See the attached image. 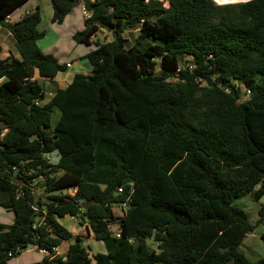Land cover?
<instances>
[{
	"label": "trees",
	"instance_id": "16d2710c",
	"mask_svg": "<svg viewBox=\"0 0 264 264\" xmlns=\"http://www.w3.org/2000/svg\"><path fill=\"white\" fill-rule=\"evenodd\" d=\"M26 1L0 0L19 56L0 59V207L13 213L0 223V264L30 246L46 254L28 264H264L239 250L255 224L233 205L264 195V0H50L52 23L81 2L89 12L75 42L100 29L112 38L83 56L89 75L49 98L43 81L67 66L37 44L39 7L3 22ZM63 188L75 192L50 194ZM114 205L126 207L119 237ZM65 215L105 252L90 253Z\"/></svg>",
	"mask_w": 264,
	"mask_h": 264
},
{
	"label": "rangeland",
	"instance_id": "374dc122",
	"mask_svg": "<svg viewBox=\"0 0 264 264\" xmlns=\"http://www.w3.org/2000/svg\"><path fill=\"white\" fill-rule=\"evenodd\" d=\"M245 1L246 0H242V1L235 0L233 2H226V3H217L216 2V3L217 4H227V3H238V2H245ZM45 2H47V4H49V6L51 5L50 0H45V1H43V0H32L28 6L32 7V4L36 3V6L39 7L40 15H41L40 21L42 20L41 24L39 25V29H41V31L44 32V35L46 37L45 40H48L47 41V46H48L52 42L56 41V37L51 38L52 35L49 31H47V27L45 26L46 22H47L46 8L44 6ZM78 6L79 5H76L75 7H78ZM35 7H33L32 9H34ZM85 18H86V15L78 16L74 20H77L79 22V26H73L72 24H68L67 29L69 31L72 29H74V31H79L78 28L83 29L85 26V23H84ZM62 22L59 24L54 23L53 27L61 25ZM65 30L66 29L61 27L58 32L65 35ZM95 36H96V40H98L99 42H102V40L108 41V39L110 40L112 38L111 34L109 32L106 35H103V32H101V31H98L97 34L95 33ZM124 36L128 39L127 45L129 46L132 44V42L134 40L135 32L132 30L131 31L127 30L124 32ZM67 37L66 36L64 37L61 44L60 43L59 44H53V47L50 48L51 50L48 53L56 52V54H58L60 52L61 55L58 57H60V58L62 57L61 58L62 62H64V61L70 62L72 60L73 63L71 65H73V67H74L77 62L78 63L80 62L79 59L83 58V56H79V55H81V53L85 49V47L91 46L92 49H95L96 44H95V42H91L89 44L78 43V42H75L72 39V37H68L69 39H67ZM78 46H80L79 49H77ZM8 47L14 48V46H10V44H8ZM91 48H89V49H91ZM40 50H41V48H40ZM70 55H72L71 56L72 58H69ZM73 70H74V68H72V69L67 68L65 72L70 73V71L72 72ZM43 84L45 87L46 94L50 93V91L53 89L52 87L55 86L54 82H50L48 80L43 81ZM241 100H245V97L242 96ZM55 119H56V114H52V122H54ZM2 127L3 126L0 124V131L4 132V129H2ZM48 157L51 159L54 157V155H49ZM36 192H38V194H45L42 189H36ZM68 192L69 191L67 190V188H63L59 191L50 192V194H58V193L68 194ZM263 203H264V195L257 201L252 199L250 195L238 197V198L234 199V201H233V205L235 207L242 209L246 213L248 221L251 224H255L254 230L252 232H249L244 237L242 244L239 246V250L244 253V255L247 257V259H249L251 261L257 260L258 258L264 256V241L260 238V233L264 230V222L257 223V221L259 219L258 209L261 206V204H263ZM113 207H115L114 208L115 209L114 210L115 216L119 218L122 215L121 213H122L123 207L121 205H117V206L114 205ZM125 208L126 207H124V209ZM11 218H12V211H7V210L3 209L2 207H0V223L9 224V223H11L10 222ZM58 222L61 225H63L64 227L68 228L69 231L72 229H78V230L82 229V227H81L82 224L79 223V218H77V217L71 218L70 215H65L64 217L58 218ZM87 231H88V229H87ZM77 235L82 238V236L80 234H77ZM83 241H86L87 244H85V246L88 248V250H90V253L96 252L97 250L94 251V249H97L98 247H100L101 250L105 251L104 242L101 240H96L94 242H90L89 240H86V238L84 237ZM148 244L150 246L155 245L152 241H148ZM63 246H65V244ZM32 247H34V246H30L25 251L22 252V255H24V256H22V258L31 257L37 253V251L34 249L35 247L34 248H32ZM38 256H39V261H40L41 256L39 254H38ZM16 257H13V259ZM10 264H14V262L10 261Z\"/></svg>",
	"mask_w": 264,
	"mask_h": 264
},
{
	"label": "crops",
	"instance_id": "0c3cea01",
	"mask_svg": "<svg viewBox=\"0 0 264 264\" xmlns=\"http://www.w3.org/2000/svg\"><path fill=\"white\" fill-rule=\"evenodd\" d=\"M31 1L32 0H27L22 5H20V7H17L16 9H14L10 14H8L6 16V18L3 20V22L11 24V23H14V22L18 21L25 13L31 11L32 8L36 6V3H33L32 7H29L28 5L31 3ZM43 1H45V0H43ZM78 5H79L78 7H74L65 16V18H64V20H63L61 25L53 27L54 23H52L51 20H50L51 19V15H52L51 5L49 6V4H47V2H45L44 6L46 8V17H47V22H46L45 26L47 27V31H49L51 33V35H52L51 38L56 37V41L52 42L50 45L47 46V41L48 40H45L46 37L44 35L45 38L43 37L42 39H39L37 41V44H38L39 48H41L42 52L48 53L51 50L50 48L53 47V44H59V43L61 44V42H62V40L64 39L65 36L66 37L67 36L68 37H72L73 33L76 32V31H74V29L69 31L67 28H68V24H72L73 26H79V22L77 20H74V19L77 18L78 16H81V15L83 16L84 13H83V3L81 2ZM41 21L38 24V29H39V25L41 24ZM61 27L66 29L65 30V35L58 32ZM78 29L82 30L81 28H78ZM39 30H41V29H39ZM98 31L103 32V35H106L108 33V31L104 30V29H100ZM98 31L96 32V34L98 33ZM68 37H67V39H69ZM97 41L98 40H96V36L95 35L91 37V42H97ZM108 41H109V39H108ZM102 42H105V40H102ZM0 43H1V46H2V52L0 53V59L5 58L9 54L14 56L15 58L19 57L15 47L14 48H9L8 47V44H10V46H14V39H13L11 33L8 31V29L2 25L1 21H0ZM79 48H80V46L77 47V49H79ZM89 48H91V46H86L85 49L82 51L81 55H79V56H84L86 53H88L89 51L93 50L92 48L91 49H89ZM51 54H53L58 59V61L60 63L68 64L69 61L62 62V60H61L62 57L61 58L58 57V56L61 55L60 52L58 54H56V52H51ZM71 56L72 55H70L69 58H72ZM79 60H80V62L79 63L77 62L74 67H73V65H71L73 63V61L71 60L69 62L70 67H67V68H71V69L74 68V70L72 72L70 71V73H68V72L59 73L53 79V82L55 83L56 87H59V88L64 87L70 81L71 76L74 73H82L84 75H89L90 74L91 67H90L88 61L86 59H83V58L79 59ZM51 96H52V91H50V93L46 94L47 98H49ZM49 155H53V154H49ZM56 159H57V155L54 153V157L51 158L50 161L54 162ZM71 218H72V216H71ZM12 220H13V213H12V218H11L10 222H12ZM81 227H82V229H79V230L78 229H72V230H70V232L73 234V236H76L77 234H80L82 236V238L80 236L79 237L81 238L82 243L84 245L87 244L86 241H83L84 237L86 238V240H89L90 242L96 241V239L92 236L90 231L89 230L87 231L86 223L81 225ZM73 241H74L73 239H69V240L63 241L56 248V250L54 251V255H64L66 250H67L68 245L71 244ZM64 244H65V246H63ZM32 248H34V247H32ZM34 249L41 256V259L46 254V252H44V251H42V250H40V249H38L36 247ZM95 250H97L96 252H101V253L105 252V251L101 250L100 247H98L97 249H94V251ZM37 253L34 254L31 257H26V258H22V256H24V255H22V253H20L16 258H14V259L12 258L10 261H13L14 264H28V263H32V262H38L39 261V256H38ZM10 261L8 262V264H10Z\"/></svg>",
	"mask_w": 264,
	"mask_h": 264
},
{
	"label": "built area",
	"instance_id": "2783aa9c",
	"mask_svg": "<svg viewBox=\"0 0 264 264\" xmlns=\"http://www.w3.org/2000/svg\"><path fill=\"white\" fill-rule=\"evenodd\" d=\"M147 1V0H146ZM157 1H159V2H161L162 3V5L164 6V7H168V2L166 1V0H157ZM246 1H248V0H246ZM88 11H86L85 9H84V6H83V13H84V15H86V17H88L89 16V12L87 13ZM188 60V59H187ZM66 66L67 67H70V64L68 63V64H66ZM187 67L188 69H192L195 65L189 60V61H186L185 63H180V68H184V67ZM250 95V90L249 89H245V93H244V97L245 98H247L248 96ZM69 192V194L70 195H73L74 194V192H75V190L74 189H70V190H68ZM119 191H121V189L119 188ZM123 208H122V215H123V212L125 211V209H124V205H121ZM121 215V216H122ZM109 228H110V230H111V233H112V235L113 236H115V237H119V234H120V225H119V218L117 217V219L115 220V222H113V223H111L110 225H109ZM57 248V247H56ZM56 248H54V251L56 250ZM41 250V249H40ZM42 251H44V250H42ZM45 252V251H44ZM54 256H57V255H54ZM63 259H65V258H63Z\"/></svg>",
	"mask_w": 264,
	"mask_h": 264
},
{
	"label": "water",
	"instance_id": "95a60500",
	"mask_svg": "<svg viewBox=\"0 0 264 264\" xmlns=\"http://www.w3.org/2000/svg\"><path fill=\"white\" fill-rule=\"evenodd\" d=\"M41 196H42L46 201H50V199H49L45 194H41ZM89 203H91V201H90V202H87V201L85 202V201H84V202L81 204V207H82V208H86V207L88 206Z\"/></svg>",
	"mask_w": 264,
	"mask_h": 264
},
{
	"label": "bare ground",
	"instance_id": "6f19581e",
	"mask_svg": "<svg viewBox=\"0 0 264 264\" xmlns=\"http://www.w3.org/2000/svg\"><path fill=\"white\" fill-rule=\"evenodd\" d=\"M217 3H226V2H233L235 0H214ZM237 1H242V0H237Z\"/></svg>",
	"mask_w": 264,
	"mask_h": 264
}]
</instances>
